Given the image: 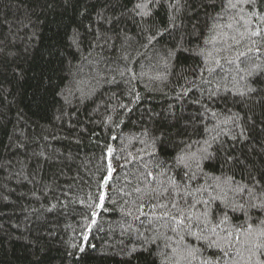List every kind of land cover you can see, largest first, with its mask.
I'll return each instance as SVG.
<instances>
[{
  "label": "trees",
  "instance_id": "trees-1",
  "mask_svg": "<svg viewBox=\"0 0 264 264\" xmlns=\"http://www.w3.org/2000/svg\"><path fill=\"white\" fill-rule=\"evenodd\" d=\"M261 230L264 0H0V264H257Z\"/></svg>",
  "mask_w": 264,
  "mask_h": 264
},
{
  "label": "snow or ice",
  "instance_id": "snow-or-ice-1",
  "mask_svg": "<svg viewBox=\"0 0 264 264\" xmlns=\"http://www.w3.org/2000/svg\"><path fill=\"white\" fill-rule=\"evenodd\" d=\"M245 2L251 3L252 0H245ZM231 6H232V7H235L236 5H235V4H231ZM137 7H141V5H137ZM253 35H259V31L253 33ZM256 51L259 52V49L257 48ZM172 219H173V220H176V217H173ZM183 222H184V220H183V218H181V219L179 220V223L182 224ZM259 234H260L261 236H264V230H261ZM209 246L211 247V246H213V245L210 244ZM217 246H218V245H217ZM261 249H264V243L259 244V245H257V246L255 247V250H253V251L251 252V256H250V258H251V257H255V256L257 255V252H259L260 255H264V251H261ZM81 251H83V249H81ZM205 264H207V262H205ZM257 264H264V260H259V259H257Z\"/></svg>",
  "mask_w": 264,
  "mask_h": 264
}]
</instances>
